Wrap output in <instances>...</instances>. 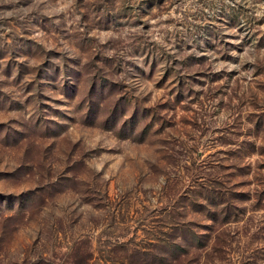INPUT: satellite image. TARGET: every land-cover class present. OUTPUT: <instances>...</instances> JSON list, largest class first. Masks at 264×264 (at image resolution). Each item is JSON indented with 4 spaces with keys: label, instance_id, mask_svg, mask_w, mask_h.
<instances>
[{
    "label": "rangeland",
    "instance_id": "rangeland-1",
    "mask_svg": "<svg viewBox=\"0 0 264 264\" xmlns=\"http://www.w3.org/2000/svg\"><path fill=\"white\" fill-rule=\"evenodd\" d=\"M0 264H264V0H0Z\"/></svg>",
    "mask_w": 264,
    "mask_h": 264
}]
</instances>
